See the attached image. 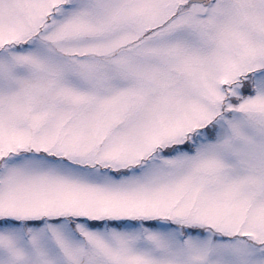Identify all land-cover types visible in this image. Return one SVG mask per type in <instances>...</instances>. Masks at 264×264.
<instances>
[{"label": "snow or ice", "instance_id": "obj_1", "mask_svg": "<svg viewBox=\"0 0 264 264\" xmlns=\"http://www.w3.org/2000/svg\"><path fill=\"white\" fill-rule=\"evenodd\" d=\"M0 264H264V0H0Z\"/></svg>", "mask_w": 264, "mask_h": 264}]
</instances>
